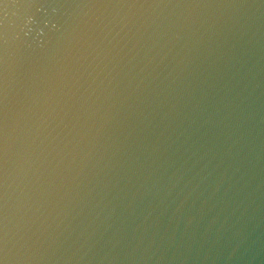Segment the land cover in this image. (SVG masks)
<instances>
[{
    "label": "water",
    "instance_id": "1",
    "mask_svg": "<svg viewBox=\"0 0 264 264\" xmlns=\"http://www.w3.org/2000/svg\"><path fill=\"white\" fill-rule=\"evenodd\" d=\"M0 264H264V0H0Z\"/></svg>",
    "mask_w": 264,
    "mask_h": 264
}]
</instances>
